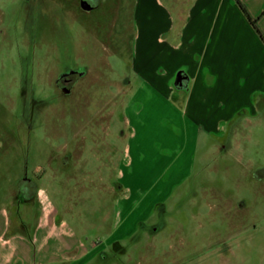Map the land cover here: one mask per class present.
I'll return each mask as SVG.
<instances>
[{
    "label": "rangeland",
    "instance_id": "1",
    "mask_svg": "<svg viewBox=\"0 0 264 264\" xmlns=\"http://www.w3.org/2000/svg\"><path fill=\"white\" fill-rule=\"evenodd\" d=\"M86 1L91 10L83 0H0V212L8 209L13 222L36 210L23 198L33 194L32 184L64 206L51 186L57 152L82 149L80 160L68 158L72 167L84 158L91 166L106 163L101 172L110 183L126 147L134 150V122L127 120L137 81L135 0ZM252 103L255 112L242 111L226 135L201 137L186 183L166 203L157 196L143 203L135 215L154 212L131 239H108L122 192L88 181L85 204L78 198L70 205L84 212L74 220L86 225L90 240L107 246L89 264H264V93ZM148 118L149 135L157 138L144 142L157 153L169 123L156 109Z\"/></svg>",
    "mask_w": 264,
    "mask_h": 264
},
{
    "label": "crops",
    "instance_id": "2",
    "mask_svg": "<svg viewBox=\"0 0 264 264\" xmlns=\"http://www.w3.org/2000/svg\"><path fill=\"white\" fill-rule=\"evenodd\" d=\"M239 1L257 20L264 36V0ZM133 17L137 81L133 119L127 121L132 126L134 122L130 134L134 150L126 147L125 164L120 165L117 179L109 178L110 183L101 172L106 163L91 166L84 158L72 167L68 158L76 155L80 160L82 149H68L65 156L57 152L51 186L64 206H54L46 189L32 184L33 194L27 192L23 198L29 204L27 208L35 205V211L28 209L25 216L20 214L13 222L10 211L3 209L0 264H89L103 253L107 248L103 240H90L86 225L80 227L74 220L84 212L70 205V200L78 198L85 204L81 191L89 182L98 190L107 186L111 193L122 192L116 200L114 232L108 239H131L154 212V208L145 209L135 215L143 203L155 196V202L166 203L186 183L201 137L219 139L242 111L252 107L255 112L252 101L264 93V41L237 0H135ZM155 109L169 123L161 137L164 148L157 153L144 142L149 137L157 138L149 135L148 128V117ZM144 117L148 122H143ZM156 169L158 173L151 172ZM94 173L95 180L91 178ZM79 177L83 178L81 182ZM71 180L78 187L72 186ZM18 199L16 194L14 202ZM100 210L98 205V218ZM134 218L137 220L132 225Z\"/></svg>",
    "mask_w": 264,
    "mask_h": 264
},
{
    "label": "trees",
    "instance_id": "3",
    "mask_svg": "<svg viewBox=\"0 0 264 264\" xmlns=\"http://www.w3.org/2000/svg\"><path fill=\"white\" fill-rule=\"evenodd\" d=\"M237 2H238V4L240 5V7L242 8V10L244 11L246 17L250 20L252 26L255 28V30L258 32V34L260 35V37H261L262 40L264 41V36L262 35L260 29H259L258 26H257V20H254V19L250 16V14L248 13V11L244 8V6L242 5V3H241L239 0H237ZM34 187H35V186H34ZM34 187H33V188H34Z\"/></svg>",
    "mask_w": 264,
    "mask_h": 264
},
{
    "label": "water",
    "instance_id": "4",
    "mask_svg": "<svg viewBox=\"0 0 264 264\" xmlns=\"http://www.w3.org/2000/svg\"><path fill=\"white\" fill-rule=\"evenodd\" d=\"M82 7H84V9H86V10H91L92 9L91 4L88 1H86V0H83Z\"/></svg>",
    "mask_w": 264,
    "mask_h": 264
}]
</instances>
